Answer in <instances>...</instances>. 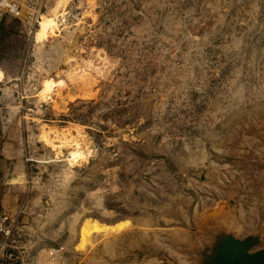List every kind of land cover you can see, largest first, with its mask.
<instances>
[{"label":"rangeland","instance_id":"374dc122","mask_svg":"<svg viewBox=\"0 0 264 264\" xmlns=\"http://www.w3.org/2000/svg\"><path fill=\"white\" fill-rule=\"evenodd\" d=\"M60 11L42 40L0 11V241L18 264H205L226 233L263 247L264 0Z\"/></svg>","mask_w":264,"mask_h":264},{"label":"bare ground","instance_id":"6f19581e","mask_svg":"<svg viewBox=\"0 0 264 264\" xmlns=\"http://www.w3.org/2000/svg\"><path fill=\"white\" fill-rule=\"evenodd\" d=\"M68 3V0H58L56 2V4L53 7H50L49 10H51V12L47 13L42 19L40 17L39 22L37 25H39V29L36 32L37 36L39 39H46L48 37V33H54V30L57 29L58 24H57V16L61 13L60 8L65 9L66 5ZM64 11V10H63ZM42 13V12H41ZM62 15V14H61ZM60 16V15H59ZM57 18V19H56ZM54 35V34H53ZM73 57V56H72ZM74 60V59H71ZM70 61V60H69ZM71 64V63H70ZM95 63H92V66ZM73 65V64H72ZM96 65V64H95ZM80 66V65H79ZM95 66H93L94 68ZM91 68V67H90ZM98 68V66L96 67ZM95 68V69H96ZM99 69V68H98ZM97 69V70H98ZM100 70V69H99ZM72 72H74V69H72ZM5 76L4 70L1 71V75H0V80H2ZM59 77V76H58ZM63 81V80H62ZM61 80H59L58 78H56V76H48L45 77L42 81V90L40 91V93L38 95L40 96H45L50 94L51 90L56 87L59 86L60 83H62ZM58 147H60L62 149V159L66 160V162L70 165L73 166L74 164H78L80 162V160H83V158L85 159V155H84V150L83 147L81 146V144L76 141L75 139H68L65 141H61L60 144L58 145ZM66 150V151H65ZM6 219V217H5ZM3 220L2 222V229L0 230V233L2 231H4L5 233L9 231L8 225L6 223V220ZM230 220V219H229ZM235 224V223H234ZM230 225V224H229ZM228 226V225H226ZM232 226V225H231ZM230 227V226H228ZM231 228V227H230ZM240 228V227H239ZM241 229V228H240ZM239 229V230H240ZM232 230V229H231ZM238 231V230H237ZM242 231V230H241ZM240 231V232H241Z\"/></svg>","mask_w":264,"mask_h":264},{"label":"water","instance_id":"95a60500","mask_svg":"<svg viewBox=\"0 0 264 264\" xmlns=\"http://www.w3.org/2000/svg\"><path fill=\"white\" fill-rule=\"evenodd\" d=\"M254 243L252 237L223 234L205 264H264V246L252 250Z\"/></svg>","mask_w":264,"mask_h":264},{"label":"built area","instance_id":"2783aa9c","mask_svg":"<svg viewBox=\"0 0 264 264\" xmlns=\"http://www.w3.org/2000/svg\"><path fill=\"white\" fill-rule=\"evenodd\" d=\"M42 2L43 0H0V11L9 13L28 27H33L38 24L41 17ZM5 217L0 213V230L2 229V222ZM7 233L9 231L5 234ZM0 264H18L17 253L7 249L1 241Z\"/></svg>","mask_w":264,"mask_h":264}]
</instances>
